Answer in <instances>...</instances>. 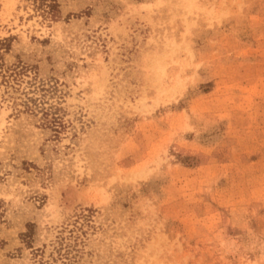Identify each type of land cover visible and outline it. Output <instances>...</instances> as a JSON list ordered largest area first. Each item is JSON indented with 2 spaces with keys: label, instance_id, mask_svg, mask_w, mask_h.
I'll list each match as a JSON object with an SVG mask.
<instances>
[{
  "label": "rangeland",
  "instance_id": "1",
  "mask_svg": "<svg viewBox=\"0 0 264 264\" xmlns=\"http://www.w3.org/2000/svg\"><path fill=\"white\" fill-rule=\"evenodd\" d=\"M0 264H264V0H0Z\"/></svg>",
  "mask_w": 264,
  "mask_h": 264
}]
</instances>
